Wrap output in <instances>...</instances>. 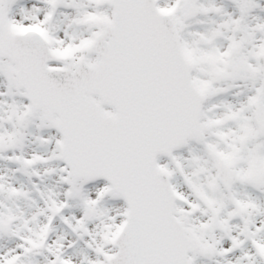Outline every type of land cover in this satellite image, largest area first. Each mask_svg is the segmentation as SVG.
<instances>
[{
  "label": "snow or ice",
  "instance_id": "snow-or-ice-1",
  "mask_svg": "<svg viewBox=\"0 0 264 264\" xmlns=\"http://www.w3.org/2000/svg\"><path fill=\"white\" fill-rule=\"evenodd\" d=\"M0 264H264V0H0Z\"/></svg>",
  "mask_w": 264,
  "mask_h": 264
}]
</instances>
